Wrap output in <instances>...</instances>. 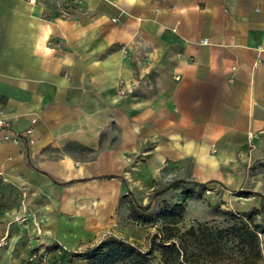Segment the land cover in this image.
<instances>
[{
    "label": "crops",
    "instance_id": "crops-1",
    "mask_svg": "<svg viewBox=\"0 0 264 264\" xmlns=\"http://www.w3.org/2000/svg\"><path fill=\"white\" fill-rule=\"evenodd\" d=\"M0 109V264L92 240L129 178L264 208V0H0Z\"/></svg>",
    "mask_w": 264,
    "mask_h": 264
},
{
    "label": "rangeland",
    "instance_id": "rangeland-1",
    "mask_svg": "<svg viewBox=\"0 0 264 264\" xmlns=\"http://www.w3.org/2000/svg\"><path fill=\"white\" fill-rule=\"evenodd\" d=\"M119 98L122 100L126 97ZM111 134L114 136L113 129L108 131L107 138ZM172 181H175V184L166 188ZM128 182L134 192L132 194L129 192L128 197L120 198L118 221H97L99 229L94 238L75 249L62 250L60 245L54 244L51 249L52 260H57L59 264H89L91 248L103 240L119 239L142 251L149 250L150 254L146 257L149 264H166L161 260L159 250L153 244V241L157 242L159 237L157 233L164 221H177L172 226L176 233H179L191 225L197 226V223L215 229L226 228L233 223L232 221L243 220L253 221L259 225L258 229L261 231L258 232L259 258L252 261L253 258L241 250L238 236L223 231L225 246L221 254L217 257L202 254L199 256V263L264 264V208H257L253 212L252 209L240 208L237 204L238 187H231L223 179H212L203 184L202 180L189 176L155 181L149 188L136 183L132 178H129ZM147 203H150L149 209L137 208ZM179 203L182 204V209L176 206ZM227 212L234 216L239 214L242 216L230 217ZM164 213H170V216L164 218L167 215ZM58 252L60 253L57 255ZM114 264L129 263L123 260Z\"/></svg>",
    "mask_w": 264,
    "mask_h": 264
},
{
    "label": "trees",
    "instance_id": "trees-1",
    "mask_svg": "<svg viewBox=\"0 0 264 264\" xmlns=\"http://www.w3.org/2000/svg\"><path fill=\"white\" fill-rule=\"evenodd\" d=\"M174 184L175 181H172L166 188ZM176 206L182 209L181 203ZM149 207L150 203L137 206L141 210H147ZM164 214H167L164 218L170 216V213ZM227 214L230 217L242 216L241 214L234 216L230 212ZM176 222L164 221L157 233L159 234L157 242L153 241L155 248L159 250L161 260L166 264H200L199 256L202 254L217 257L225 246L223 231L238 236L241 250L253 258L252 261L260 257L258 232L261 231L258 229L259 225L253 221H232L233 223L226 228L215 229L197 223V226L191 225L179 233H176L172 226ZM91 249L89 264H114L123 260L129 264H149L146 258L150 254L149 250L142 251L119 239L100 241Z\"/></svg>",
    "mask_w": 264,
    "mask_h": 264
},
{
    "label": "built area",
    "instance_id": "built-area-1",
    "mask_svg": "<svg viewBox=\"0 0 264 264\" xmlns=\"http://www.w3.org/2000/svg\"><path fill=\"white\" fill-rule=\"evenodd\" d=\"M29 2H36L37 0H27ZM62 15H67V11L63 8L61 10ZM133 91V85L128 88L121 89L119 92L120 97H126ZM34 121V119H32ZM30 129H27L25 133H29ZM20 137L12 128V120L5 115L2 109H0V142L13 141L18 142ZM52 251L49 248L34 249L27 258H25L21 264H59L57 260H52ZM60 252L56 253L57 255Z\"/></svg>",
    "mask_w": 264,
    "mask_h": 264
}]
</instances>
